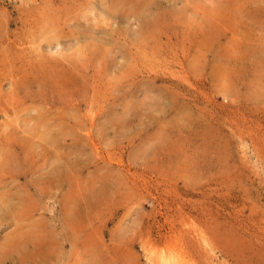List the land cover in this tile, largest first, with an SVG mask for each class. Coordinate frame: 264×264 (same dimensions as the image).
Masks as SVG:
<instances>
[{"label": "rangeland", "instance_id": "rangeland-1", "mask_svg": "<svg viewBox=\"0 0 264 264\" xmlns=\"http://www.w3.org/2000/svg\"><path fill=\"white\" fill-rule=\"evenodd\" d=\"M117 1L0 0V264H264V0Z\"/></svg>", "mask_w": 264, "mask_h": 264}, {"label": "bare ground", "instance_id": "bare-ground-1", "mask_svg": "<svg viewBox=\"0 0 264 264\" xmlns=\"http://www.w3.org/2000/svg\"><path fill=\"white\" fill-rule=\"evenodd\" d=\"M115 1V0H114ZM117 1V0H116ZM119 1H123V0H119ZM137 1V0H136ZM140 1V0H139ZM145 1V0H144ZM149 1V0H148ZM154 1V0H153ZM118 2V1H117ZM124 2H126V0L124 1ZM127 2H128V0H127ZM130 2H132L130 5H134L133 3L135 2V0H134V2L133 1H131L130 0ZM130 2H128V3H130ZM112 3V2H111ZM120 3V2H119ZM118 3V4H119ZM140 3H141V1H140ZM146 3H148V2H146ZM122 5H123V3H121ZM129 5V4H128ZM130 5H129V7H130ZM152 5V4H151ZM137 6V4L135 3V6H132V8L133 7H136ZM148 7H149V5H147ZM127 7V6H126ZM137 7H139V6H137ZM142 7H145V5L143 6V4H142ZM129 9V8H128ZM130 9H131V7H130ZM136 9V8H135ZM132 10V9H131ZM132 11H134V10H132ZM131 11V12H132ZM147 11H148V9H147ZM212 11V10H211ZM138 12V11H137ZM136 12V13H137ZM140 12V11H139ZM149 23H151V22H149ZM151 25V24H150ZM34 60V59H33ZM259 63V62H258ZM40 92V91H39ZM149 93H151V92H149ZM149 98H151V96L149 97ZM158 100L159 99H161V98H157ZM154 100H155V98H154ZM163 101V100H162ZM149 102V101H148ZM151 102V101H150ZM159 102V101H158ZM43 103V102H42ZM154 103H156L157 104V102H154ZM154 103L151 105V103H149L150 104V107L152 106L153 108H154V106H157L156 104L154 105ZM144 104V103H143ZM47 106V105H46ZM147 106H149V105H147ZM162 106V102H161V104H160V107ZM159 108V107H158ZM149 111V110H148ZM153 111V110H152ZM156 111H157V109H156ZM159 111H161V110H159ZM158 111V112H159ZM149 113H151V112H149ZM153 114H155L156 112H152ZM151 113V114H152ZM161 113V112H160ZM159 113V114H160ZM149 115V116H152V115ZM50 115V114H49ZM155 115H157V114H155ZM153 116V117H155V118H157L156 116ZM153 119V118H152ZM160 119H161V117H160ZM55 120V119H54ZM165 120V119H164ZM163 120V121H164ZM58 123V122H57ZM113 124V123H112ZM54 125V124H53ZM160 125V124H159ZM182 125V124H181ZM54 128V127H53ZM55 129V128H54ZM57 129V128H56ZM60 129V128H59ZM58 129V130H59ZM112 129V128H111ZM62 130V129H61ZM28 131V130H27ZM51 131V130H50ZM45 132V131H44ZM48 133V132H47ZM46 133V135H48ZM62 133V132H61ZM45 134V133H44ZM56 134V133H55ZM59 134V133H58ZM63 134V133H62ZM161 134H163V133H161ZM38 135V134H37ZM164 135V134H163ZM64 136V135H63ZM51 137V136H50ZM62 138V137H61ZM180 138V137H179ZM113 139V138H112ZM8 140V139H7ZM17 140V139H16ZM8 142V141H7ZM11 142V141H10ZM164 142H165V140H164ZM12 143V142H11ZM35 143V142H34ZM58 143H59V141H58ZM163 143V142H162ZM205 143V142H204ZM8 145H9V143H7ZM178 144H180V143H178ZM11 145H13V144H11ZM25 145V144H24ZM95 146V145H94ZM147 146V145H146ZM22 147V146H21ZM156 148V147H155ZM11 149H12V147H11ZM27 150H28V148H27ZM42 150V149H41ZM153 151V150H152ZM25 152V151H24ZM27 152V151H26ZM7 154H9V153H7ZM29 156V155H28ZM44 158V157H43ZM3 159V158H2ZM10 159H12V158H10ZM10 161H12V160H10ZM73 161H75V160H73ZM161 161V160H160ZM183 161V160H182ZM13 162V161H12ZM81 163V162H80ZM36 164V163H35ZM79 164V163H78ZM13 166V165H12ZM69 166V165H68ZM40 168V167H39ZM58 168V167H57ZM70 168H72V166L70 165ZM53 168H51L50 170H52ZM69 169V168H68ZM70 170V169H69ZM75 169L73 168V169H71V171H74ZM102 170V169H101ZM1 171V170H0ZM52 171H54V170H52ZM71 171H68V172H71ZM43 172V171H42ZM49 172V171H48ZM51 172V171H50ZM50 172H49V175H50ZM184 172V171H183ZM73 173H75V171L73 172ZM107 173V172H106ZM53 174V173H52ZM54 174H56V173H54ZM53 174V176H55ZM70 174V173H69ZM72 174V173H71ZM70 174V175H71ZM92 174V173H91ZM48 175V174H47ZM104 175L105 174H103L102 175V177H101V179L104 177ZM106 175H109V174H106ZM57 177H58V175H56ZM59 176H61V175H59ZM63 176V175H62ZM72 176V175H71ZM74 176V175H73ZM47 177V176H46ZM108 176H106V177H104L103 179H102V181L103 182H105V180H107V179H109L110 177H108ZM194 177V176H193ZM76 178V177H75ZM100 178V177H99ZM107 178V179H106ZM45 179V178H44ZM57 178H55L54 177V180H55V182L57 181L56 180ZM58 179H59V177H58ZM68 179H70V177L68 178ZM111 179V178H110ZM49 180V179H48ZM52 180V179H51ZM60 180V179H59ZM112 180V179H111ZM13 181V180H12ZM53 181V180H52ZM99 181V180H98ZM47 182V181H46ZM99 184V183H98ZM101 187V186H100ZM3 188V187H2ZM51 188V187H50ZM98 188V187H97ZM120 189V188H119ZM97 191V190H96ZM116 191V190H115ZM5 192H7V191H5ZM20 192V191H19ZM102 192H104V191H102ZM101 193V192H100ZM110 193V192H109ZM98 194V193H97ZM1 195V194H0ZM14 195V194H13ZM17 195V194H16ZM101 195H103V193H101ZM7 196V195H6ZM5 196V197H6ZM105 196H107V195H105ZM118 196V195H117ZM1 197V196H0ZM14 197H15V195H14ZM19 197V196H18ZM21 197V196H20ZM96 197V196H95ZM2 198V197H1ZM3 199H4V197H3ZM11 199V198H10ZM18 199V198H17ZM71 200H68L67 201V203L69 204H71L72 202H70ZM9 203V202H8ZM3 205V204H2ZM5 206V205H4ZM16 206V205H15ZM72 206H73V204H72ZM2 207V206H1ZM17 207V206H16ZM89 207V206H88ZM7 208V207H6ZM13 208V207H12ZM16 209V208H15ZM66 212V211H65ZM12 213V212H11ZM3 214H5V213H3ZM13 214H14V211H13ZM71 214V213H70ZM12 217V216H11ZM66 222V221H65ZM48 223V222H47ZM193 223V222H192ZM80 224V223H79ZM161 224V223H160ZM193 224H195V222L193 223ZM197 224V223H196ZM14 225V224H13ZM16 225V224H15ZM14 225V226H15ZM100 225V224H99ZM138 225V224H137ZM78 226V225H77ZM190 226H193V225H191L190 224ZM70 227V226H69ZM99 227V226H98ZM101 227H103V226H101ZM198 227V226H197ZM200 228V227H199ZM19 229H20V227H19ZM61 229V228H60ZM79 229V228H78ZM82 229V228H81ZM96 229H97V227H96ZM165 229V228H164ZM197 229V228H196ZM74 230V229H73ZM73 230H72V232H73ZM198 230V229H197ZM197 230H195V231H197ZM28 231V230H27ZM76 231V230H75ZM96 231V230H95ZM172 231V230H171ZM176 231V230H175ZM186 231H188V230H186ZM190 231V230H189ZM192 231V230H191ZM191 231H190V233H191ZM194 231V233H196ZM202 231V230H201ZM66 232V231H65ZM71 232V231H70ZM97 232V231H96ZM199 232V231H198ZM203 232V231H202ZM148 233V232H147ZM171 233V232H170ZM173 233H174V231H173ZM179 233V232H178ZM47 234V233H46ZM87 234V233H86ZM98 234V233H97ZM149 234V233H148ZM192 234V233H191ZM190 234V235H191ZM204 234V233H203ZM224 234H225V232H224ZM77 235V234H76ZM75 235V236H76ZM195 235V234H194ZM197 235V234H196ZM195 235V236H196ZM199 235H200V232H199ZM205 235V234H204ZM203 235V236H204ZM88 236V235H87ZM90 236H92V235H90ZM102 236V235H101ZM192 236V235H191ZM70 237V236H69ZM79 237V236H78ZM149 237H150V234H149ZM264 237V236H263ZM56 238V237H55ZM71 238H72V236H71ZM90 238V237H89ZM88 238V239H89ZM151 238V237H150ZM150 238L148 239V240H150ZM183 238V237H182ZM189 238V237H188ZM202 238H204V237H202ZM223 238V237H222ZM45 239V238H44ZM190 239V238H189ZM52 240V239H51ZM146 240H147V238H146ZM153 240V239H152ZM182 240V239H181ZM193 240V239H192ZM199 240V239H198ZM70 241V240H69ZM102 241V240H101ZM119 241V240H118ZM205 241V240H204ZM208 241V240H207ZM221 241V240H220ZM10 242V243H9ZM71 242V241H70ZM75 243H76V241H75ZM186 243V242H185ZM202 243V242H201ZM230 243V242H229ZM71 244H73V242L71 243ZM70 244V245H71ZM117 244H120V243H117ZM150 244V243H149ZM203 244V243H202ZM74 245V244H73ZM113 245V244H112ZM233 245V244H232ZM106 246V245H105ZM118 246V245H117ZM140 246V245H139ZM143 246V245H142ZM200 246V245H199ZM209 246V245H208ZM213 246V245H212ZM10 247H14V245H13V243L11 242V241H9V240H7L6 241V243H4L3 245H1L0 246V253H7L8 252V249L10 248ZM108 247V246H107ZM121 247V246H120ZM119 247V248H120ZM173 247V246H172ZM71 248H73L72 247V245H71ZM110 248H111V246H110ZM116 248V247H115ZM143 248V247H142ZM29 249V248H28ZM97 249V248H96ZM112 249V248H111ZM117 249V248H116ZM209 249H210V247H209ZM113 250V249H112ZM123 250V249H122ZM261 250V249H260ZM143 251H144V249H143ZM142 251V252H143ZM210 251V250H209ZM113 253V252H112ZM94 254V253H93ZM145 254H146V252H145ZM154 254H156L155 256H156V263H158V264H188V258L186 257V255L182 252H180V253H178V254H176V252H172L171 250H167V249H159V250H156L155 249V251H154ZM107 255V254H106ZM105 255V256H106ZM229 255V254H228ZM89 257V256H88ZM146 257H148V256H146ZM231 257V256H230ZM146 259V258H145ZM190 260V259H189ZM83 261V260H82ZM82 261H81V263L80 264H85L84 262L82 263ZM85 261H86V259H85ZM150 262V261H149ZM88 263V262H87ZM190 263V262H189ZM56 264V263H55ZM90 264V263H89Z\"/></svg>", "mask_w": 264, "mask_h": 264}]
</instances>
